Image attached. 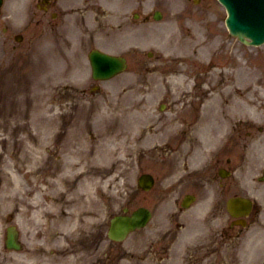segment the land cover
I'll list each match as a JSON object with an SVG mask.
<instances>
[{
    "label": "rangeland",
    "instance_id": "rangeland-1",
    "mask_svg": "<svg viewBox=\"0 0 264 264\" xmlns=\"http://www.w3.org/2000/svg\"><path fill=\"white\" fill-rule=\"evenodd\" d=\"M20 1L19 9H17L19 0H10L6 9V14L12 15L6 18L12 17L16 20L13 19L9 24L0 16V136L4 133L10 137L5 142L8 144V149L11 148L7 150V157L13 170H18L22 160V148L33 155L39 154L40 151L57 150L60 142L65 143L67 151L73 150V147H78V144L84 141L87 144L90 141L94 143V140L86 139L90 134L87 121L91 119L93 112H171L166 87L161 86L160 82L166 85L170 71L179 73L180 66L175 64L169 65L168 68L155 67L154 70V65L159 64L160 61H157L155 56L149 57L147 52L150 49L154 50L156 54L162 53L164 58L173 50L176 53L181 52L180 48L174 49L175 47L170 45L171 39H177L193 30H189L180 13L174 14V9L183 6V3L188 2L192 9L190 14L195 21L196 17L201 16L200 27H195L196 35H202L203 30L208 31L205 30L208 26L201 25L203 12L208 6L217 12L215 17L218 18L216 25L220 28L218 30L226 32L224 23L226 12L217 0H203L201 4H196L192 0H130L131 2L124 0L120 4H124L126 10L131 9V3L133 7H137L136 10H139L142 16L134 18L132 13H128L130 21L123 22L124 30L115 32L104 47L127 53L129 67L125 73L103 82V89L99 93L92 94L89 90H82L84 85L81 82L71 79L68 64L70 52H76L79 48L74 42L83 37L77 34L80 29H89L82 27L81 23L85 21L70 15L65 20L52 18L50 24L45 25L43 19L51 18L49 14L37 9H33L34 13L29 15L23 14V0ZM137 1L141 3L138 4ZM109 8L111 18L115 17L112 23L109 22L112 26L113 23H117L118 11L116 8L111 9V2ZM153 8L163 11L162 19L159 21L151 19L150 22L143 23V16ZM43 13L45 16L42 15ZM40 18L43 23L41 21L38 23L37 19ZM4 26L10 29L7 33L3 32ZM200 28L202 31H199ZM19 31L24 33L22 42L13 37V33ZM187 44L188 42L180 43V45ZM236 49L247 55H259L257 58H264V46L246 47L237 42ZM221 63L225 62L221 60ZM73 66L83 77L89 74L84 49L78 50L77 60ZM253 68H255L254 64ZM244 79L245 75L242 74V80ZM171 86L180 88L177 83H172ZM259 87V91L254 90L242 96H234L233 92L230 93V101L223 105V112L249 111L251 108H255L252 112H264V88L260 85ZM71 88H75V92H70ZM133 89H136L137 93ZM221 92L224 98V91ZM235 98L243 101L249 99L252 104H242V107H238L233 102ZM137 99L139 103L135 107L133 105ZM179 102L181 103L180 97ZM163 103L165 106L162 109ZM172 109L174 111L175 106ZM178 110L181 111L180 107ZM260 121V124H264V117ZM2 145L5 147L4 142ZM83 152V155L87 154L88 148H84ZM93 159L95 163L100 158L94 156ZM263 166L264 160L259 163L256 173H259ZM127 172L132 178L136 170L128 168ZM129 175L127 178H130ZM127 182L128 180L124 181ZM119 188L122 189V186L118 187L117 180L109 181L110 194L113 192L119 194ZM123 188L128 190L133 188V185L132 187L124 185ZM111 198L116 200L115 206L122 203V198L119 200V197L112 195ZM18 225L20 226V223ZM136 245L131 241L125 247L136 251ZM0 249L3 248L0 246Z\"/></svg>",
    "mask_w": 264,
    "mask_h": 264
},
{
    "label": "flooded vegetation",
    "instance_id": "flooded-vegetation-1",
    "mask_svg": "<svg viewBox=\"0 0 264 264\" xmlns=\"http://www.w3.org/2000/svg\"><path fill=\"white\" fill-rule=\"evenodd\" d=\"M231 159L225 155H217L213 158L212 162L208 167H203L197 169V172L192 171L191 174H187L183 179L184 189L188 193H194L197 197H203V195H210L209 199L211 200L214 209L225 210V199L227 193L231 192V189L236 185L235 180H231V176L222 177L220 175V170L223 168V171L229 172L231 170ZM234 190V189H233ZM235 193V192H234ZM92 215V212L86 214V216L81 217L82 219L89 218ZM96 230L89 231V228L83 230L82 238L80 242L88 243L89 249L92 252L93 250H98L99 245L103 242H106L108 239V219L107 215H96ZM98 219L100 221L98 222ZM100 227L98 228V225ZM223 233H229L232 229H235V226L232 224L231 219L225 221L222 225ZM92 255V254H91ZM95 264H105L101 258L97 259Z\"/></svg>",
    "mask_w": 264,
    "mask_h": 264
},
{
    "label": "bare ground",
    "instance_id": "bare-ground-1",
    "mask_svg": "<svg viewBox=\"0 0 264 264\" xmlns=\"http://www.w3.org/2000/svg\"><path fill=\"white\" fill-rule=\"evenodd\" d=\"M183 79L181 77H177L175 79V82H182ZM134 91L136 89H133ZM226 103V100L223 101ZM234 104L238 107H242V104L245 105H251V101L249 99H234ZM139 103L138 99L135 101L133 106H137ZM255 111V108H251L249 111L242 110L241 112H252ZM253 113H259V112H253ZM107 120L106 113L105 112H98L94 118H93V124H96L97 122H104ZM117 121H120V126L128 127L130 130H134L133 137H135L136 131L135 129L140 125L146 122L145 119H137L132 116H123ZM113 122V121H111ZM113 123H116L114 121ZM148 131V138L150 139H156V140H163L166 136V130L163 131H156V130H147ZM142 132V135L147 132ZM3 140V138L0 137V141ZM99 146H105L108 150V154L110 157V154L112 152V148L114 145V142L116 140L126 141L127 137L119 136L115 134L114 132L110 131L106 137L99 139ZM255 147V161H258L264 154V142H259L254 144ZM0 154H2V149H0ZM7 170H5L2 166H0V226L3 219H6V213L10 210L12 205L14 206L17 203V199L20 196V177L19 174H15L10 169V166L7 165Z\"/></svg>",
    "mask_w": 264,
    "mask_h": 264
},
{
    "label": "water",
    "instance_id": "water-1",
    "mask_svg": "<svg viewBox=\"0 0 264 264\" xmlns=\"http://www.w3.org/2000/svg\"><path fill=\"white\" fill-rule=\"evenodd\" d=\"M99 60H100V64H97V65H101L104 68V70L113 69V67L116 63V60H113V59H111L105 55H102V57Z\"/></svg>",
    "mask_w": 264,
    "mask_h": 264
}]
</instances>
